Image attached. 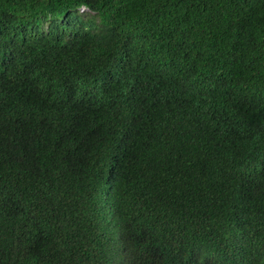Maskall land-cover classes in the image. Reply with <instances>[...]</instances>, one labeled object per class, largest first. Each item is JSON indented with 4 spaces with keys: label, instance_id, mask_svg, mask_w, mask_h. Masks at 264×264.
I'll return each instance as SVG.
<instances>
[{
    "label": "trees",
    "instance_id": "trees-1",
    "mask_svg": "<svg viewBox=\"0 0 264 264\" xmlns=\"http://www.w3.org/2000/svg\"><path fill=\"white\" fill-rule=\"evenodd\" d=\"M0 264H264V0H0Z\"/></svg>",
    "mask_w": 264,
    "mask_h": 264
}]
</instances>
